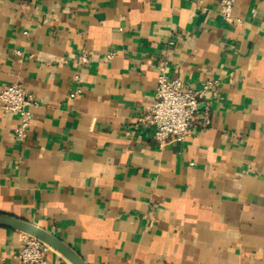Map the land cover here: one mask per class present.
Returning <instances> with one entry per match:
<instances>
[{
    "label": "crops",
    "instance_id": "crops-1",
    "mask_svg": "<svg viewBox=\"0 0 264 264\" xmlns=\"http://www.w3.org/2000/svg\"><path fill=\"white\" fill-rule=\"evenodd\" d=\"M233 16L220 0H0V86L36 100L24 141L0 103V214L86 264H264V0ZM161 68L216 80L210 123L163 146L135 126ZM21 232L0 225V264H22ZM45 264L73 262L52 248Z\"/></svg>",
    "mask_w": 264,
    "mask_h": 264
},
{
    "label": "built area",
    "instance_id": "built-area-1",
    "mask_svg": "<svg viewBox=\"0 0 264 264\" xmlns=\"http://www.w3.org/2000/svg\"><path fill=\"white\" fill-rule=\"evenodd\" d=\"M235 0H220V12L229 22H240L233 16ZM82 62L88 61L86 51L80 55ZM77 81L80 79L76 75ZM216 85V80H207L200 89L185 87L180 78H172L163 68L160 69L156 81L155 98L147 112L138 116L135 126L145 124L153 128V137L161 145L170 141H184L195 128V119L201 116L203 123L209 124L210 119L200 114L201 100L207 92ZM81 91L78 87L73 96ZM0 103L5 112L19 115V122L15 128L17 140L24 141L29 132L32 120L30 107L36 103L33 94L27 92L18 83L0 86ZM22 247L17 258L22 264H45L47 254L52 247L35 236L21 232Z\"/></svg>",
    "mask_w": 264,
    "mask_h": 264
},
{
    "label": "water",
    "instance_id": "water-1",
    "mask_svg": "<svg viewBox=\"0 0 264 264\" xmlns=\"http://www.w3.org/2000/svg\"><path fill=\"white\" fill-rule=\"evenodd\" d=\"M0 225L20 230L35 236L36 238L49 244L55 250L59 251L71 262H73V264H86L75 251L64 244L59 238L33 223L12 216L0 214Z\"/></svg>",
    "mask_w": 264,
    "mask_h": 264
}]
</instances>
